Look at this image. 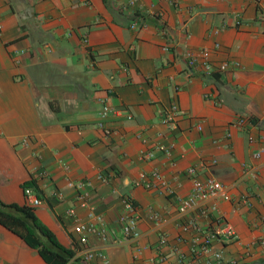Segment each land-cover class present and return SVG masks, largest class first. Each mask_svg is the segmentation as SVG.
Returning a JSON list of instances; mask_svg holds the SVG:
<instances>
[{"label": "crops", "instance_id": "1", "mask_svg": "<svg viewBox=\"0 0 264 264\" xmlns=\"http://www.w3.org/2000/svg\"><path fill=\"white\" fill-rule=\"evenodd\" d=\"M199 48L208 73L183 55ZM102 102L115 108L106 136L95 124ZM189 165L229 199L178 213ZM152 169L174 193L142 185ZM29 178L34 214L73 250L64 264H99L82 257L76 223L94 228L84 245L109 264H205L190 252L204 229L221 252L211 264H264V0H0V201L24 204ZM123 197L138 214L134 238L121 230ZM0 264L49 263L0 223Z\"/></svg>", "mask_w": 264, "mask_h": 264}, {"label": "built area", "instance_id": "2", "mask_svg": "<svg viewBox=\"0 0 264 264\" xmlns=\"http://www.w3.org/2000/svg\"><path fill=\"white\" fill-rule=\"evenodd\" d=\"M139 24L137 23L136 18L134 17L130 23L129 27L134 28ZM186 63L190 66H196L197 64H201L204 72L208 73L211 71V66L207 63L209 52L206 48L199 49H187L183 53ZM228 65H236V62L233 60H221L217 63L216 70L223 71ZM115 111L114 107L107 105L102 102L98 111V116L95 121V124L102 129L103 134L109 135L112 132L111 127L107 124V115L108 113ZM176 112L175 106L171 105L168 113L169 117ZM128 117V115H127ZM247 119L246 115L240 114L236 117L235 123L237 125L242 124ZM161 147V146H159ZM146 156H150L151 152L148 151L145 153ZM255 157H260V152L253 153ZM183 172L191 179V187L188 193L184 196H175V207L178 213H183L191 208H193L197 202L201 199L212 198V199H229V193L226 191L225 186L216 178L212 176H206L203 180L198 181L195 178L196 169L194 166L189 165L184 168ZM96 178L100 182L107 181L108 177L106 174L102 172L96 173ZM142 185L146 188H155L158 191L164 192L166 194L174 193L172 178L164 176L157 169L150 170L147 174L143 176ZM25 203L29 206H37L41 203V198L34 192V190L30 186H25L22 188ZM76 197L79 201V204H82L85 201V194L78 193ZM123 211L119 215V221L121 223L122 233L129 238H134L138 235V230L136 229V222L138 219V214L135 209V205L133 201L128 197H123ZM86 230L93 231L94 228L90 225H84L82 223H76L73 225V231L77 233V241L81 244V248L79 249L82 257L86 260H90L93 257L99 258V264H109L106 255L99 251L95 250L89 246L84 245L86 243ZM221 232L225 234L232 235L231 226L228 223L222 225L219 229ZM103 229H99V234L102 235ZM215 238V232L210 229H204L196 239L197 241L192 244L190 248V252L192 255L196 257V259L200 260L205 264H211L214 261H217L220 258V250L212 247V241ZM179 241V238H175ZM166 236L161 233L157 239V246L165 244ZM258 243L264 246V237H260L258 239ZM175 251L180 255V251L177 247H173ZM164 258V253L159 252L156 256V259L160 261Z\"/></svg>", "mask_w": 264, "mask_h": 264}, {"label": "trees", "instance_id": "3", "mask_svg": "<svg viewBox=\"0 0 264 264\" xmlns=\"http://www.w3.org/2000/svg\"><path fill=\"white\" fill-rule=\"evenodd\" d=\"M22 188L30 186L39 196L32 179L22 181ZM33 207L14 202L0 201V223L20 236L26 244L35 248L44 261L49 264H64L73 256V250L58 242L34 214Z\"/></svg>", "mask_w": 264, "mask_h": 264}]
</instances>
